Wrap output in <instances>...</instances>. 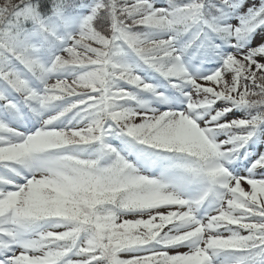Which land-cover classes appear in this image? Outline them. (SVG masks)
I'll return each mask as SVG.
<instances>
[{
  "label": "snow or ice",
  "instance_id": "1",
  "mask_svg": "<svg viewBox=\"0 0 264 264\" xmlns=\"http://www.w3.org/2000/svg\"><path fill=\"white\" fill-rule=\"evenodd\" d=\"M0 264H264V0H0Z\"/></svg>",
  "mask_w": 264,
  "mask_h": 264
}]
</instances>
